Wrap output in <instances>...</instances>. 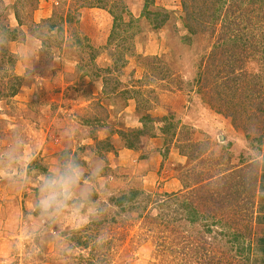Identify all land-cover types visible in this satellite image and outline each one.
<instances>
[{
  "label": "rangeland",
  "instance_id": "obj_1",
  "mask_svg": "<svg viewBox=\"0 0 264 264\" xmlns=\"http://www.w3.org/2000/svg\"><path fill=\"white\" fill-rule=\"evenodd\" d=\"M99 1L0 0V92L22 78L15 97H0V264L257 263L254 179L238 180L239 198L226 175L234 151L209 124L222 113L259 135L264 10L153 0L150 11L169 14L154 29L143 0ZM187 10L196 20L184 21ZM48 20L61 31L49 33ZM6 28L19 39L6 42ZM144 114L148 135L127 149L118 132L142 129ZM107 138L110 154L97 143ZM73 169L81 178L68 207L42 211L44 178Z\"/></svg>",
  "mask_w": 264,
  "mask_h": 264
},
{
  "label": "crops",
  "instance_id": "obj_2",
  "mask_svg": "<svg viewBox=\"0 0 264 264\" xmlns=\"http://www.w3.org/2000/svg\"><path fill=\"white\" fill-rule=\"evenodd\" d=\"M254 6V8L257 10H264V0H254ZM213 117L215 118V123H210L209 126H214L216 128H214L215 130H218L222 133L220 136V143L223 145L227 144L226 146H231V149L234 151V155L236 156V158H230L232 163L235 162L236 164H234L232 169L228 170L226 175L230 176L231 178H233L235 175L236 179L234 178V181L242 179L243 176L246 177L245 182H250L251 179H254L252 187L256 193L254 195L253 202L256 204L255 219L257 222V229L259 231V236H257L256 250L260 255V258H258L256 261L257 263L255 264H264V116L262 117L263 119L261 118V123L257 125L259 135L252 139L248 137L247 134L245 135L241 133V131L233 125L230 119H226L221 114H216V116L214 115ZM203 131L206 132V129L204 128ZM249 140L253 141L250 142ZM250 149L252 151H250ZM254 150L257 153L254 154ZM107 153L110 154L112 152ZM242 154L243 157L246 158L245 160H243L240 156ZM249 154L255 155V157L249 160ZM249 165L255 167L257 171L255 176H250L247 178L246 175H243V168ZM232 188L234 189V192L237 189L235 185H233ZM236 192L238 193L239 198L244 197V194L239 193L238 189Z\"/></svg>",
  "mask_w": 264,
  "mask_h": 264
},
{
  "label": "trees",
  "instance_id": "obj_3",
  "mask_svg": "<svg viewBox=\"0 0 264 264\" xmlns=\"http://www.w3.org/2000/svg\"><path fill=\"white\" fill-rule=\"evenodd\" d=\"M97 1H99V0H97ZM100 2L101 1H99V3ZM143 2H144V4H143V10L141 12V17H144L145 19H147L149 21L150 25L154 29L162 28L167 23L168 18H169V14L167 12H165V11H162L163 13L162 12H157V11L156 12L150 11L149 10V6L153 5V0H143ZM96 5H99V4H96ZM182 5L184 6L185 4L183 3ZM185 9H186V7H185ZM13 14H14L16 22L20 25L21 24V19H20V16H19L18 12L15 9H14V13ZM188 14H189L190 17H188ZM113 20L115 21V19H113ZM192 20L193 21L196 20V16L190 15V13L187 10V12H185L184 21L186 23H188V22H191ZM44 23L48 24L47 26H49V28H48L47 31L49 33H52V31H54L56 28H57V30L61 31V28L60 27H56L57 25L55 23H53L52 21H50V20L44 21ZM33 27H35V31L40 32L41 26H38L37 24H33ZM187 28L189 29L191 34H196V30L190 24H187ZM5 31H6L5 33L7 35L6 39H5L6 42L7 41L8 42H11V41L14 42V41H17L19 39V31L18 30H16V29L10 30V29L6 28ZM112 37H113V34H111L109 38L111 39ZM188 38L189 37L187 36L184 39H188ZM88 47L90 49H93L89 45H88ZM83 76H84V74L82 75V77ZM96 76L100 77L102 79V81H103V78L101 77L102 75L96 74ZM8 78H9V82L7 81L8 83L4 87V88H6V91L5 92L4 91L0 92L1 99H6V100L8 99L9 100V99L15 97L16 94L19 91V84H20V81L22 80V78L20 76L16 75V74H14V73L11 76H9ZM105 82H103V83L106 84ZM111 91L113 93L116 90H115V88H112ZM125 93H127V91H125ZM258 110L260 112L262 111L261 108H258ZM163 120H166V118H163ZM153 121H154L153 118L150 117L149 114H144V115L141 116V118H139V122H140V124L143 127L142 129H137V130L136 129L135 130L132 129V130H128L127 132H125V131L118 132L119 136L121 138L125 139V147L127 149H131V150L135 149L137 147L136 145L138 144L139 138L145 136L148 133V131L146 130V128L148 127L147 123L153 122ZM235 121L236 120H234V118H232V123L235 124ZM172 127L174 128V126H171V125L170 126L164 125V127L162 128V131L164 133H166L168 136L169 135L171 136V135H173L172 131H171ZM97 143H101L103 145L102 149L104 151H106V152H115V147L112 144V142L110 141V139L107 138L106 141H98ZM238 184H239V181L238 180L235 181V186H237ZM137 195H138L137 191H133V192L131 191L130 194L127 197H125V196L122 197L121 196V198L117 199V206L118 207H122V205H123L125 200L126 201H132ZM185 208L189 209L190 212H191L190 221L191 222L197 221V215L198 214L196 213L194 208L189 207V206H185ZM234 238L237 239V237H234Z\"/></svg>",
  "mask_w": 264,
  "mask_h": 264
},
{
  "label": "clouds",
  "instance_id": "obj_4",
  "mask_svg": "<svg viewBox=\"0 0 264 264\" xmlns=\"http://www.w3.org/2000/svg\"><path fill=\"white\" fill-rule=\"evenodd\" d=\"M81 173L73 169L70 173L46 176L41 186L40 208L44 212L52 209V215L59 214L68 207V200L73 196V190L79 183Z\"/></svg>",
  "mask_w": 264,
  "mask_h": 264
}]
</instances>
